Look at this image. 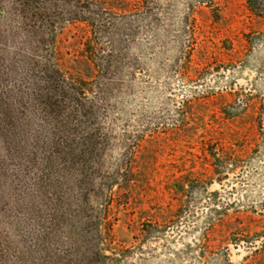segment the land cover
<instances>
[{"label": "rangeland", "instance_id": "rangeland-1", "mask_svg": "<svg viewBox=\"0 0 264 264\" xmlns=\"http://www.w3.org/2000/svg\"><path fill=\"white\" fill-rule=\"evenodd\" d=\"M104 1L82 156L37 170L0 133V264H264V0ZM89 35L58 29L64 68Z\"/></svg>", "mask_w": 264, "mask_h": 264}, {"label": "trees", "instance_id": "trees-1", "mask_svg": "<svg viewBox=\"0 0 264 264\" xmlns=\"http://www.w3.org/2000/svg\"><path fill=\"white\" fill-rule=\"evenodd\" d=\"M0 133L37 170L67 168L84 151L72 138L90 112L96 81L112 74L117 11L104 0H1ZM85 23L90 35L81 58L64 68L57 32Z\"/></svg>", "mask_w": 264, "mask_h": 264}]
</instances>
